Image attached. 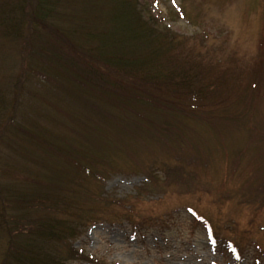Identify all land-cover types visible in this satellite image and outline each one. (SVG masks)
<instances>
[{
    "label": "rangeland",
    "instance_id": "rangeland-1",
    "mask_svg": "<svg viewBox=\"0 0 264 264\" xmlns=\"http://www.w3.org/2000/svg\"><path fill=\"white\" fill-rule=\"evenodd\" d=\"M84 1L60 3L48 20L79 22ZM140 1L223 70L222 100H199L185 116L116 108L69 78L71 56L45 38L21 50L0 37V88L12 98L0 110V258L6 220L60 217L75 199L92 218L67 264H264V86L252 79L259 94H247L240 79L264 50V0ZM53 23L44 31L64 43ZM35 190L46 202L21 196Z\"/></svg>",
    "mask_w": 264,
    "mask_h": 264
},
{
    "label": "trees",
    "instance_id": "trees-1",
    "mask_svg": "<svg viewBox=\"0 0 264 264\" xmlns=\"http://www.w3.org/2000/svg\"><path fill=\"white\" fill-rule=\"evenodd\" d=\"M7 1L11 3L0 4V37L19 42L21 50L33 37L41 41L45 38L56 51L58 48L71 56L72 60L65 65L74 67L73 71L63 67L69 78L102 93L116 108L143 109L138 112L151 108L150 111H168L185 116L187 108L197 105V101L212 98L215 104L225 94L220 92V88L226 87L223 70L216 72L209 63L205 64L202 51L189 45L191 37L174 33L170 27L158 22L144 1L85 0L84 11L75 10L76 14H82V17H77L79 22H75L76 16H67L73 24L68 27L55 25L48 17L60 3L75 0H37L33 7H30V0ZM12 12L18 17H12ZM47 22L56 26L54 29L63 37L65 44L44 31L43 24ZM50 45L46 44L49 49ZM33 51L39 53L40 49ZM258 57L259 64L253 66L246 77L240 78L245 89L250 87L247 94H259L257 82H249L252 79H259L264 86V50ZM91 64L102 66V69H92ZM228 79L232 77L228 75ZM121 81H129L128 86ZM11 101L12 98L8 100L0 88V110L2 106L12 108ZM3 122L1 116L0 126L4 125ZM82 166L86 168L87 164ZM104 177L98 174L88 176V179L101 181ZM100 193L97 195L103 198ZM23 195L25 200L46 202L48 199L47 192L41 190L21 192ZM73 204L67 203L60 217L32 218L26 214L25 218L19 216L8 221L4 212L3 219L9 225L10 235L0 264H67L69 260L79 258L82 254L74 249L73 243L92 216L90 209L83 210L78 205L79 208L73 210ZM52 205L59 208L58 199Z\"/></svg>",
    "mask_w": 264,
    "mask_h": 264
}]
</instances>
